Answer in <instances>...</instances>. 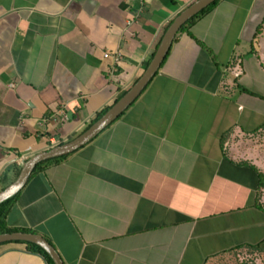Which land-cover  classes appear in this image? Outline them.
I'll list each match as a JSON object with an SVG mask.
<instances>
[{
	"label": "crops",
	"instance_id": "obj_1",
	"mask_svg": "<svg viewBox=\"0 0 264 264\" xmlns=\"http://www.w3.org/2000/svg\"><path fill=\"white\" fill-rule=\"evenodd\" d=\"M195 1L0 0V190L123 96ZM259 85L264 0H218L116 121L31 175L7 226L48 238L64 264H219L262 242L260 168L235 146L264 124ZM0 264L48 262L14 241Z\"/></svg>",
	"mask_w": 264,
	"mask_h": 264
},
{
	"label": "water",
	"instance_id": "obj_2",
	"mask_svg": "<svg viewBox=\"0 0 264 264\" xmlns=\"http://www.w3.org/2000/svg\"><path fill=\"white\" fill-rule=\"evenodd\" d=\"M215 1L216 0H196L182 10L167 28L153 58L133 86L97 121L73 139L66 140L65 142L59 143L49 149L39 151L24 160L17 178L6 188L0 190V204L19 194L29 181L38 164L77 151L116 121L137 100L148 86L149 82L159 71L182 26ZM14 241L36 244L48 253L55 264H64L63 259L55 246L41 234L23 231L0 234V244Z\"/></svg>",
	"mask_w": 264,
	"mask_h": 264
},
{
	"label": "trees",
	"instance_id": "obj_3",
	"mask_svg": "<svg viewBox=\"0 0 264 264\" xmlns=\"http://www.w3.org/2000/svg\"><path fill=\"white\" fill-rule=\"evenodd\" d=\"M217 2H218V0H216L209 7H207L203 11H201L199 14H197L196 16L191 18L186 24H184L182 26V28L180 29L179 32H182L183 30H185L186 28L191 26L197 20V18H199L200 16L205 14L207 11H209L214 5H216ZM247 92L252 94V95L259 96L258 94L250 92L249 90H247ZM120 98H118L116 101H118ZM110 107L111 106L106 107L101 112H99L97 114V116L88 125V127L91 124H93L95 121H97L104 113H106ZM261 128H264V124L261 126ZM72 137H70L69 140H71ZM66 157H67V155L66 156H62V157H58V158H54V159H50V160H47V161H44V162L38 164L37 167L35 168L33 174H35L39 170L47 168L48 166H50L52 164H56V163L60 162L61 160H63ZM244 163H246V162H244ZM249 166L252 167L253 169H255L257 171L258 175H259V186L258 187H259V193H260V190L264 189V172L261 171L260 169H258L256 166H254L252 164H249ZM17 196L18 195H16L13 198H10V199L6 200L5 202H3L2 204H0V234L1 233H11V232L20 231V230L9 228L7 226V223H6L7 216L9 214V212H10V210L12 208V205H13L15 199L17 198ZM257 207H259V208L264 210V206L260 203V194L257 197ZM21 231H23V232H31L30 230H21ZM32 233H34V232H32ZM46 239L52 244L51 240H49L48 238H46ZM21 243H26L28 245L29 250L31 252L38 253V254L42 255L45 258V260L48 262V264H55L54 261L52 260V258L48 255V253L43 248H41L40 246H38L36 244H33V243H27V242H21ZM244 248H246V250H249L250 252H258V253L264 252V240L262 242L258 243V244H255V245H247V246H244V247H241V248H237L233 252L237 253V252H239L240 250H242Z\"/></svg>",
	"mask_w": 264,
	"mask_h": 264
},
{
	"label": "rangeland",
	"instance_id": "obj_4",
	"mask_svg": "<svg viewBox=\"0 0 264 264\" xmlns=\"http://www.w3.org/2000/svg\"><path fill=\"white\" fill-rule=\"evenodd\" d=\"M253 89L264 93L263 85L256 86ZM261 102L264 104V101L261 100ZM78 134L74 135L71 139ZM235 141L236 151L239 156L254 162L264 172V128L259 127L242 138L238 137ZM7 186L8 184L4 185L3 188ZM219 264H264V252H250L249 250L242 249L237 253H233L230 258L224 259Z\"/></svg>",
	"mask_w": 264,
	"mask_h": 264
},
{
	"label": "built area",
	"instance_id": "obj_5",
	"mask_svg": "<svg viewBox=\"0 0 264 264\" xmlns=\"http://www.w3.org/2000/svg\"><path fill=\"white\" fill-rule=\"evenodd\" d=\"M109 55H110V54L107 52V53L104 54V57L107 58V57H109ZM114 58H115L116 61H119V59H120V54H119V53H116L115 56H114ZM65 108H66L65 105H63V108H62V110H61V113H62L64 119H67V116H66L65 111H64ZM55 146H56V145H55ZM52 147H53V146H52Z\"/></svg>",
	"mask_w": 264,
	"mask_h": 264
}]
</instances>
